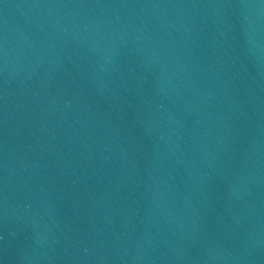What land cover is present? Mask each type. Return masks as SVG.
I'll return each instance as SVG.
<instances>
[{"label":"water","instance_id":"1","mask_svg":"<svg viewBox=\"0 0 264 264\" xmlns=\"http://www.w3.org/2000/svg\"><path fill=\"white\" fill-rule=\"evenodd\" d=\"M0 264H264V0H0Z\"/></svg>","mask_w":264,"mask_h":264}]
</instances>
